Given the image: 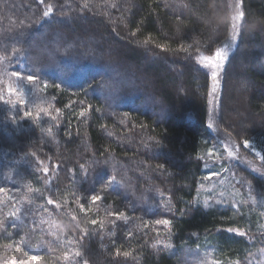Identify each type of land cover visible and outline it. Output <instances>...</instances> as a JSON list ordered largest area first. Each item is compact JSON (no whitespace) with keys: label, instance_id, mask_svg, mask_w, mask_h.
Here are the masks:
<instances>
[{"label":"trees","instance_id":"1","mask_svg":"<svg viewBox=\"0 0 264 264\" xmlns=\"http://www.w3.org/2000/svg\"><path fill=\"white\" fill-rule=\"evenodd\" d=\"M239 4L218 121L244 77L259 120L235 137L264 161V0ZM231 13L229 0H0V264H264L252 259L264 203L212 201L204 188L215 165L201 57L228 40ZM248 177L249 194H264Z\"/></svg>","mask_w":264,"mask_h":264},{"label":"rangeland","instance_id":"2","mask_svg":"<svg viewBox=\"0 0 264 264\" xmlns=\"http://www.w3.org/2000/svg\"><path fill=\"white\" fill-rule=\"evenodd\" d=\"M229 2L232 12V23L238 25L239 20H234L233 17L236 16L237 10L240 11V7L237 9L239 0H229ZM236 33L237 30L234 34L232 27L228 40L218 47L224 49L226 57L232 49L236 39ZM234 35L235 38L233 39ZM202 58L203 56L201 57V63L212 77L207 119L209 130L214 136V139L211 141L212 143L205 152L204 161L210 166L215 165V168L211 170L207 176L208 184L204 188L208 191L212 201H228L229 199L239 201L245 199L250 201V199H256L264 203V194H249L247 191V188H249L247 185L249 186L252 182L248 177L249 173L264 179V161L261 153L254 146L252 141L246 138L237 139L235 137L237 133L235 130H238L240 133L245 126L247 127V125L259 120L252 118V115L248 114V110H246L243 105L245 104L244 94L246 92L244 91V87H246L247 82L242 76L241 78L238 77L237 79H233V81L235 80L234 99L230 101V112L227 114V111H225V115H228L226 120L228 124L226 123L224 127H221L218 121V101L222 80L221 71L225 61L222 63L221 67L213 68L211 64L207 61H203ZM213 72L217 73L215 78L212 76ZM24 89L30 90V92L35 93V95L38 92V87L35 82L25 83ZM245 140L249 141L247 147L244 146ZM210 149L211 152L209 151ZM252 259L257 262H263L264 249L253 255ZM184 260L187 264H200L194 257L189 258L187 255H184Z\"/></svg>","mask_w":264,"mask_h":264},{"label":"snow or ice","instance_id":"3","mask_svg":"<svg viewBox=\"0 0 264 264\" xmlns=\"http://www.w3.org/2000/svg\"><path fill=\"white\" fill-rule=\"evenodd\" d=\"M40 2L43 3V0H40ZM85 7H87V5H85ZM239 7H240V5L238 4V5H237V9H239ZM52 11H53L52 7L49 6V7L47 8V10L44 11L43 16H44V17L49 16L50 13H51ZM243 17H244V13H243L242 11L237 10V14H236L235 17H233V19H234V20H240V19L243 18ZM236 30H237V25L234 23V24H233V32H234V34H235ZM234 38H235V35L233 36V39H234ZM161 47L163 48V47H165V46L162 45ZM225 59H226V53H225L224 49H222V48H217V49H215L214 55L203 56V58H202L203 61H207L209 64H211V66H212L213 68H219V67H221V65H222V63L225 61ZM12 75H13V76H16V77H21V73H20V72H13ZM216 75H217L216 72H213V73H212L213 78H215ZM37 79H38V77L35 76V75H28V76H27V80H28L29 82H34V81H36ZM47 87H48V85L45 84V88H47ZM57 87H58V86H57ZM8 92H9L10 94H11V93H15V92H16V89H15V88H12V87L10 86V87L8 88ZM0 99H2V97H0ZM19 102H20L21 104L24 103V101H23L22 99H21ZM45 111H46V110H45ZM86 111H87V109H82V110L78 113V115L83 116V115L85 114ZM25 115H26V116H31L32 113H31V112H26ZM248 145H249V141L245 140V141H244V146L247 147ZM209 151L211 152V149H210ZM43 171H44L45 173H47V172L49 171V169H48L47 167H45V168L43 169ZM113 179H114V178H113ZM101 199H102V197L99 196V195H93V196L91 197V200H92L93 202L100 201ZM47 203L51 205V204H54L55 201L49 199V200L47 201ZM57 207H58V205H57ZM81 209L83 210V205H81ZM113 215H116V216H119V217H123V216H124L123 213H114ZM125 218H126V217H125ZM91 223L95 225V224L98 223V221L94 219V220L91 221ZM155 223L158 224V225H160V224H163V225H169V224H171V221H170V220H167V219H160V220H156ZM229 231H233V230H232V229H229ZM240 235H243V233H240ZM117 255H120V251H119V250H117ZM123 255H124L125 257H127V256L130 255V253L127 252V251H125V252L123 253ZM11 264H41V260H40V258H39L38 256H34V255H32V256H28L26 259H20L19 261H17V260H12V261H11ZM85 264H87V262H85Z\"/></svg>","mask_w":264,"mask_h":264}]
</instances>
